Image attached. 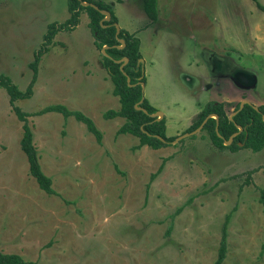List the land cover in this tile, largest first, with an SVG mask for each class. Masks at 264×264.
Returning <instances> with one entry per match:
<instances>
[{
    "label": "rangeland",
    "instance_id": "1",
    "mask_svg": "<svg viewBox=\"0 0 264 264\" xmlns=\"http://www.w3.org/2000/svg\"><path fill=\"white\" fill-rule=\"evenodd\" d=\"M100 1L139 39L142 95L162 113L165 135L184 132L221 85L229 89L218 100L227 113L241 97L264 104V56L253 59L213 32L222 23L235 34L243 31L246 17L236 0H155L154 21L140 0ZM67 16L66 0H0V72L24 88L46 23ZM87 21L82 10L72 29L54 34L37 63L31 95L15 100L27 112L63 103L101 132L96 141L83 122L58 111L26 116L54 193L29 173L19 146L21 121L0 86V250L39 264H211L228 215L219 264H264L258 201L264 146L218 149L200 129L157 148L132 147L136 136L116 133L124 118L102 116L119 103ZM244 31L246 44L263 53ZM201 49L224 58L220 72L201 65ZM239 71L255 76L257 93L239 87Z\"/></svg>",
    "mask_w": 264,
    "mask_h": 264
},
{
    "label": "trees",
    "instance_id": "2",
    "mask_svg": "<svg viewBox=\"0 0 264 264\" xmlns=\"http://www.w3.org/2000/svg\"><path fill=\"white\" fill-rule=\"evenodd\" d=\"M90 1L96 5L93 7L90 4H82L80 0H66V8L68 16L63 20H51L46 23L43 32L41 33V41L38 46L32 51V58L28 61V66L31 69V76L24 88L20 89L10 77L0 72V86L5 89L8 94V100L12 110L17 118L21 121V136L19 138L20 149L25 154L28 171L36 180L38 186L47 193H54L51 186L50 177L45 174L38 162V154L32 142V131L27 122L26 116L29 114H40L46 111H58L64 117L72 115L76 120L84 123L88 131H90L96 141H100L101 132L95 126L94 122L89 116L78 109H71L60 102H51L32 112L21 110L15 103L18 98L29 97L32 93V84L36 78L37 63L41 55L49 48L52 43V38L57 31L70 30L78 22L79 14L85 10L88 21L87 25L93 36V42L103 50L101 54V63L104 67L108 78L111 82V93L117 96L118 107L108 108L102 112V116L109 118L113 116H122L123 122L117 127L116 133H130L137 137V142L132 147H139L141 145H148L152 148L165 145L170 142L175 135L167 136L164 133V117L161 115L155 118V115H150V112L155 111V108L142 95L140 81L144 80L142 72V62L137 63V58L140 57L138 50L139 39L128 30L119 27L115 33L114 22L116 16L114 15L111 4L100 0H85ZM256 6L264 11V4L258 0H253ZM142 10L146 13L150 21H154L157 17L155 0H140ZM99 9L107 10L108 18H103L104 14ZM122 39L123 44L118 46ZM126 56V61L120 66L121 60L116 59ZM128 76V80H126ZM143 82V81H142ZM141 106L137 108L134 104ZM254 104L244 102L242 106L237 109L230 118L223 108L222 101L208 100L201 109L200 114L196 117L183 131L193 129L206 116L201 129L206 131V134L212 143L218 149L227 148L235 150L239 147H248L252 151L259 150L264 146V104ZM238 107L236 102L234 109ZM214 113L216 117L211 116ZM210 114V115H209ZM237 125L240 126L238 129ZM236 132L229 143L224 144L223 140ZM115 166V165H114ZM116 167V166H115ZM117 169V168H116ZM159 166L157 167V170ZM118 170V169H117ZM156 170V171H157ZM247 170V173L252 171ZM153 175V174H151ZM258 201L264 206V188L259 189ZM228 215L221 225V235L217 247V254L211 264H219L225 251V224ZM264 247V234L261 242V248ZM0 264H39L34 259H26L16 252H3L0 250Z\"/></svg>",
    "mask_w": 264,
    "mask_h": 264
},
{
    "label": "crops",
    "instance_id": "3",
    "mask_svg": "<svg viewBox=\"0 0 264 264\" xmlns=\"http://www.w3.org/2000/svg\"><path fill=\"white\" fill-rule=\"evenodd\" d=\"M241 1H243V3ZM236 3L243 10V13H244L243 16L246 17V20L244 21L243 31L235 34L234 32L231 31V29L228 26H224V23H222L223 26L220 28L219 32L215 29L213 32L215 35L218 34L217 37H219L220 39H223L224 42H226V40H227L226 45H228V46L232 45L234 47H237L240 51L244 52L243 54H245V55L250 54L253 59L254 58H256V59L262 58L261 56H264V52L263 53H259V52L256 53L257 51H254V49H251V47L248 46V44H246V41H245L246 35H245L244 30L247 27L249 29L250 34L252 36H255V39L258 42V44L261 46V48L262 47L264 48V13H262L264 11L261 12V11H259L260 9L258 7H255V6L252 7L251 4H249L245 0H236ZM260 3L264 4V1H262ZM245 7H246V9H245ZM247 15H248V17H247ZM212 25H213V22H212ZM230 48H231V46H230ZM201 50H203V49H201ZM219 57H221V56H219ZM195 62L198 64L197 61H195ZM201 62H202L201 65H204L202 60H201ZM241 73L245 74L246 72L241 71ZM221 83L222 82H220V85H221ZM237 83H240V82L237 81ZM242 84H244V83H240L239 87H241V89H244V91H246L248 89H253V90H255V93L258 92V90L255 87L256 86V78H255L253 85H242ZM221 86L218 88V90H220V91H222ZM241 89H240V91L242 94L243 90H241ZM220 91L217 92L216 97L212 98V100L218 101L222 97V96H219ZM222 92L223 93H226V92L229 93V89H228V91L225 90V92L224 91H222ZM223 99H224V97H223ZM241 99H245V100L249 101V99L241 97L239 100H237V99L234 100L235 101L234 105L236 104V102H239ZM225 101H226V99H225ZM231 111H233V109ZM229 113H227V115ZM164 124H165V121H164ZM165 128H166V125H165ZM165 128H164V130H165Z\"/></svg>",
    "mask_w": 264,
    "mask_h": 264
},
{
    "label": "water",
    "instance_id": "4",
    "mask_svg": "<svg viewBox=\"0 0 264 264\" xmlns=\"http://www.w3.org/2000/svg\"><path fill=\"white\" fill-rule=\"evenodd\" d=\"M80 2H81L82 4H90V5H92L93 7H96V5H95L94 3H92V2H90V1L80 0ZM99 10H100V12H102V13L104 14L103 18H108V17H109V13H108L107 10H104V9H99ZM113 24H114V27H115V33H117V31H118V29H119V25H118L117 22H114ZM118 40L121 42L118 46L122 45V44H123L122 39H121V38H118ZM104 46H105V45H102V47H101V51L103 50V47H104ZM126 59H127L126 56H122L121 58L116 59V61L121 60V63H120V66H121V65L126 61ZM139 62H142V58H141V57H138V58H137V63H139ZM236 79L238 80V82H240V83H244V85H253V83H254V81H255V76H253V75H251V74H249V73H245V74H244V73H241V71H239V73H238L237 76H236ZM126 80H128V76H126ZM245 83H246V84H245ZM142 84H143V82L140 81L141 89H142ZM244 102H249V101H247V100H245V99H241V100L238 102V107H237L236 109H234L233 111H231V112L228 114V118H230L231 115H232L237 109H239V108L242 106V104H243ZM134 106L137 107V108H141L143 111H145L141 106L137 105L136 103L134 104ZM253 106L255 107V105H253ZM149 114H150V115H155V118H159V117L162 115V113H161L159 110H155V111H153V112H150ZM156 114H157V115H156ZM210 114H211L213 117H216V115H215L214 113H210ZM210 114H209V115H210ZM207 116H208V115H206V116L200 121V123H199L196 127H194L193 129H191V130H189V131H184V132L179 133V134L176 135V136H175L170 142L173 143V142H175L177 139H179L180 137H183V136H185V135H189V134H192V133L198 131V130L201 128V126H202V124L204 123V121H205V119H206ZM262 118L264 119V114L262 115ZM237 127H238V129H240V126H239V125H237ZM235 133H236V132L231 133V134L228 136L227 139H224V140H223V143H224V144L229 143L230 140H231V138H232V136H233Z\"/></svg>",
    "mask_w": 264,
    "mask_h": 264
},
{
    "label": "flooded vegetation",
    "instance_id": "5",
    "mask_svg": "<svg viewBox=\"0 0 264 264\" xmlns=\"http://www.w3.org/2000/svg\"><path fill=\"white\" fill-rule=\"evenodd\" d=\"M205 53H203V50H201V56H202V61H203V63L208 67V69L210 70V71H218V72H220V70H221V68H222V66H223V64H224V58H222V57H219V56H215V55H213L214 53H212V54H207V56H205L204 55ZM219 84V82L217 81V82H214V84H213V86H217ZM207 86L210 88V87H212L211 86V83H209L208 82V84H207ZM204 87H205V84H204ZM208 101V100H207ZM202 107V106H201ZM201 109V108H200ZM199 114H200V110H199V113L197 114V116L196 117H198L199 116ZM212 116V115H211ZM195 117V118H196ZM194 120V119H193ZM193 120H191L190 122H189V124L193 121ZM188 124V125H189ZM187 125V126H188ZM198 125V124H197ZM186 126V127H187ZM196 127V126H195ZM202 127V126H201ZM201 129V128H200ZM199 129V130H200ZM182 132V131H181Z\"/></svg>",
    "mask_w": 264,
    "mask_h": 264
}]
</instances>
